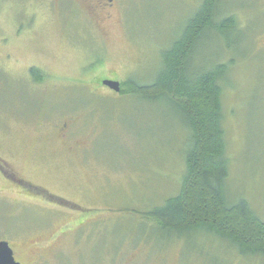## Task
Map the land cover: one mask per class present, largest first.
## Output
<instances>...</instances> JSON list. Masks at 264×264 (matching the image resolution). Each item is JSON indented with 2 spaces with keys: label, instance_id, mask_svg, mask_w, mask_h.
<instances>
[{
  "label": "rangeland",
  "instance_id": "obj_1",
  "mask_svg": "<svg viewBox=\"0 0 264 264\" xmlns=\"http://www.w3.org/2000/svg\"><path fill=\"white\" fill-rule=\"evenodd\" d=\"M71 1L0 0V241L22 264L37 250L41 264H264L146 215L178 193L189 137L164 101L131 97L132 81L156 78L202 0H118L110 19ZM220 8L243 32L194 60L235 61L222 84L228 189L264 221V0Z\"/></svg>",
  "mask_w": 264,
  "mask_h": 264
},
{
  "label": "trees",
  "instance_id": "obj_2",
  "mask_svg": "<svg viewBox=\"0 0 264 264\" xmlns=\"http://www.w3.org/2000/svg\"><path fill=\"white\" fill-rule=\"evenodd\" d=\"M222 2L202 0L183 34L162 52L156 78L144 84L132 81L131 97L164 101L178 116L189 137L178 193L146 215L156 221L154 224L162 234L172 237L204 234L228 242L239 256L264 260V221L246 199L230 198L228 189L222 84L235 61L230 59L221 64L218 59L207 65V62L203 64L205 60L200 64L194 60L201 43L210 38L213 42L217 38L229 39L230 35L243 32L232 11L220 8ZM33 75L36 79V74ZM99 85L104 87L102 82ZM122 85L121 93H124ZM46 197L61 206L67 204L51 194Z\"/></svg>",
  "mask_w": 264,
  "mask_h": 264
},
{
  "label": "flooded vegetation",
  "instance_id": "obj_3",
  "mask_svg": "<svg viewBox=\"0 0 264 264\" xmlns=\"http://www.w3.org/2000/svg\"><path fill=\"white\" fill-rule=\"evenodd\" d=\"M81 1L85 2L89 6V9H88L89 11L83 10V12H85L86 14H88L87 12H89L90 16H92L91 13H98V14L104 15V18H107V19H110L111 14L115 10L116 6L118 5V0H81ZM104 91L106 90L104 89ZM65 129L66 127L62 128L60 131L62 134V137L65 136V133H64ZM4 170H5V167H3V165L0 163V176L1 177L4 175L7 176ZM65 206L72 210H76V208H78L74 204H71V203H67ZM12 250L14 253L15 261L19 264H22L20 261L17 260L15 250L13 248ZM37 251L39 252L38 254L34 253L31 255V258H32L31 260L33 264H41L45 257L42 254L43 250H37Z\"/></svg>",
  "mask_w": 264,
  "mask_h": 264
},
{
  "label": "water",
  "instance_id": "obj_4",
  "mask_svg": "<svg viewBox=\"0 0 264 264\" xmlns=\"http://www.w3.org/2000/svg\"><path fill=\"white\" fill-rule=\"evenodd\" d=\"M102 85L117 94L121 92V83L118 81L106 79L102 81ZM0 264H19L15 261L10 244L6 241H0Z\"/></svg>",
  "mask_w": 264,
  "mask_h": 264
}]
</instances>
